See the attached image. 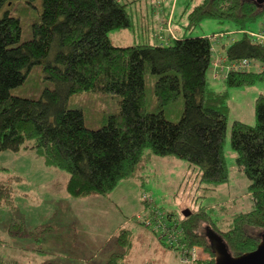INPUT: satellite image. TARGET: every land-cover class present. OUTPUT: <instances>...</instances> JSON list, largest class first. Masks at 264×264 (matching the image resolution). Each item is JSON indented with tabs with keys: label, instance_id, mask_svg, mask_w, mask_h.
<instances>
[{
	"label": "trees",
	"instance_id": "1",
	"mask_svg": "<svg viewBox=\"0 0 264 264\" xmlns=\"http://www.w3.org/2000/svg\"><path fill=\"white\" fill-rule=\"evenodd\" d=\"M126 5L121 0H0V152L35 151L47 166L68 174L66 190L73 198L108 195L119 182L136 176L146 149L198 166L207 184L227 183L229 93L215 91L208 82L211 38L173 35L163 45H115L109 33L131 26ZM187 16L190 31L206 19L230 21L244 30L264 17V0H202ZM23 20H31L32 36L25 40ZM226 48L231 62L252 59L264 65V47L248 35ZM36 65L42 67L45 82H36L34 94H16ZM148 74L155 77L149 107ZM260 79L264 70L250 68L229 72L224 82L249 87ZM82 92L105 105L101 127H88L85 110L71 106V98ZM115 96L118 104L112 106ZM182 96L180 119L171 121L168 108ZM255 103L256 123L236 120L230 136L237 166L251 182L254 208L232 213L226 229H219L204 207L184 215L181 227L178 224L180 243L202 246L212 256L201 257L196 264H217L210 229L223 239L233 258L256 250L264 240V95ZM13 194L9 183L0 182L1 204L13 209ZM203 224L208 225L206 232ZM9 230L26 233L23 218H13ZM118 232L121 251L104 264H121L133 249V232L127 227ZM159 239L171 248L161 234ZM0 264L19 262L0 253Z\"/></svg>",
	"mask_w": 264,
	"mask_h": 264
},
{
	"label": "rangeland",
	"instance_id": "2",
	"mask_svg": "<svg viewBox=\"0 0 264 264\" xmlns=\"http://www.w3.org/2000/svg\"><path fill=\"white\" fill-rule=\"evenodd\" d=\"M121 1L127 4L131 26L113 29L109 33L110 41L118 46L146 43L163 45L170 34L174 35L173 32L178 37L186 38L212 37L224 31L234 33L230 36L235 39L243 35L238 32L236 24L216 19L203 20L191 31L187 29L188 13L202 0ZM174 1L177 11L173 23L168 21L167 27L163 28L165 16H168ZM262 21L264 17L249 24L247 29L257 32ZM30 22L23 20V40L32 36ZM220 39L224 38L218 37ZM34 68L25 87L14 90L16 94H34L36 82H45L42 67L36 65ZM251 70L258 72V65ZM207 72L208 82L215 91L229 93L230 117L224 145L230 173L227 183L220 186L207 184L202 181L198 166L176 156L161 157L146 149L145 160L136 176L119 182L108 195L73 198L66 190L68 174L47 166L44 158L37 156L35 151L0 152V182L12 186L15 201L13 209L10 205L0 203V237L5 242L4 246L0 245V253L7 259L17 260L19 264H104L111 254L121 251L116 242L120 233L118 230L127 227L134 234V246L121 264H170L168 259L163 258L161 249L176 254L178 261L172 258V263L183 264L173 247L168 245L171 247L168 248L160 242V230L154 225L156 221L149 225L146 218L159 215L157 211L161 214L166 212L170 222L181 227L187 210L193 213L204 207L216 221L215 225L219 229H226L232 213L252 210L254 202L249 192L251 182L237 166V155L232 149L230 136L234 121L242 120L249 125L256 123L255 101L261 94L264 95V79L249 87H229L221 77L214 80L210 69ZM154 79L148 74V107L154 99ZM118 100L117 96L112 97L111 105L117 106ZM183 103L182 96L169 106L166 114L169 120L180 119L178 113L183 110ZM70 104L85 110L88 127L94 129L103 125L105 105L96 97L82 92L73 96ZM144 196L150 197V200L144 201ZM15 217L23 218L26 233L8 232L9 224ZM209 223L210 227L217 230L213 221ZM207 226L202 225L205 232ZM200 247L198 249L203 260L212 259L210 252Z\"/></svg>",
	"mask_w": 264,
	"mask_h": 264
},
{
	"label": "built area",
	"instance_id": "3",
	"mask_svg": "<svg viewBox=\"0 0 264 264\" xmlns=\"http://www.w3.org/2000/svg\"><path fill=\"white\" fill-rule=\"evenodd\" d=\"M261 27L260 29L256 31H252L250 29L247 30H238L239 33L248 35L252 41L264 47V21L260 23ZM229 32H224V33H219V34H214L211 38L213 42L212 46V52L214 54L215 52V42H217L218 37L224 38L226 36L233 35L228 34ZM255 62L252 59H242V60H237L235 62H231L227 56L223 59L221 62H215L213 64V70L215 71L217 76H220L221 78L225 79L226 76L228 75L229 72L231 71H246L253 66H255ZM259 71L264 70V65H259L258 66ZM145 200H150V197L144 196ZM159 215H154L153 217H148L146 218L147 222L149 225H153L154 222L158 230H160V233L162 237L167 241V243L173 247V249L179 253L180 256V261L183 264H195L200 258H201V251H199L198 247L196 246H189L187 247L186 245H182L179 241L180 237V227L173 222H169L168 219L165 218L164 214L159 213Z\"/></svg>",
	"mask_w": 264,
	"mask_h": 264
},
{
	"label": "water",
	"instance_id": "4",
	"mask_svg": "<svg viewBox=\"0 0 264 264\" xmlns=\"http://www.w3.org/2000/svg\"><path fill=\"white\" fill-rule=\"evenodd\" d=\"M190 212V210H187L184 215L188 217ZM208 235L210 240L212 239L214 251H216L217 254V264H264V240L256 247V250L246 252L242 256L233 258L228 253L223 239L218 237L212 229L209 230Z\"/></svg>",
	"mask_w": 264,
	"mask_h": 264
},
{
	"label": "crops",
	"instance_id": "5",
	"mask_svg": "<svg viewBox=\"0 0 264 264\" xmlns=\"http://www.w3.org/2000/svg\"><path fill=\"white\" fill-rule=\"evenodd\" d=\"M176 5H177V3H176ZM175 5V1L173 2V4H172V8L170 9V11H169V13H168V16H165L166 17V20H165V24H163V28L165 27H167V24H168V21H170V22H172L173 23V20H174V18H175V15H176V11H177V6ZM176 6V7H175ZM163 10H164V13H166V9L165 8H163ZM154 13H155V10H154ZM230 31V30H229ZM173 34H174V38H180V37H178L177 35H176V33L175 32H173ZM173 37V35H171L170 34V36H169V39H165L166 41H167V43L169 42V40H171V38ZM237 38V37H236ZM225 39V40H224ZM224 39H220V40H217V42H215V45H214V47H215V52H214V54L212 55V60H213V63H212V65H211V68H210V71H212V76H213V78H214V80L215 79H220V76H217L216 75V73H215V71L213 70V64L215 63V62H221V61H223V59L225 58V56H226V50H227V46L233 41V40H235V38L234 37H232V36H225V38ZM36 153V152H35ZM38 156V155H37ZM44 162H45V160H44ZM46 164V163H45ZM69 179V178H68ZM68 181V180H67ZM70 195V194H69ZM102 196V195H101ZM72 197V196H71ZM92 197H97L96 195H92ZM15 202V201H14ZM8 232H10V230H9V227H8ZM7 232V233H8ZM10 233H12V232H10ZM148 236H150L149 234H148ZM140 237V236H139ZM133 239H134V237H133ZM161 242V241H160ZM5 242H4V240H2L1 239V237H0V245H5L4 244ZM163 243V242H162ZM161 253H163L162 255H163V258H165V259H168V262L170 263V264H174V263H172L171 261H172V258L174 259V260H177L178 261V259H177V256H176V254L174 253V252H172V251H165V250H163V249H161ZM5 257V256H4ZM6 258V257H5ZM10 260V259H9ZM13 260H15V259H13ZM173 262H175V261H173Z\"/></svg>",
	"mask_w": 264,
	"mask_h": 264
}]
</instances>
